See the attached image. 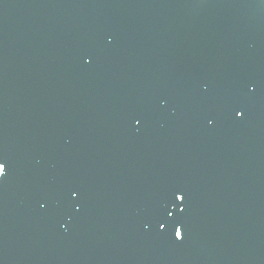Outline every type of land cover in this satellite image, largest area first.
<instances>
[{
  "label": "water",
  "instance_id": "95a60500",
  "mask_svg": "<svg viewBox=\"0 0 264 264\" xmlns=\"http://www.w3.org/2000/svg\"><path fill=\"white\" fill-rule=\"evenodd\" d=\"M0 164V264H264V0H0Z\"/></svg>",
  "mask_w": 264,
  "mask_h": 264
},
{
  "label": "snow or ice",
  "instance_id": "6c2138e0",
  "mask_svg": "<svg viewBox=\"0 0 264 264\" xmlns=\"http://www.w3.org/2000/svg\"><path fill=\"white\" fill-rule=\"evenodd\" d=\"M0 168H4V166L2 164H0ZM175 235L179 236L180 235L179 231L176 230Z\"/></svg>",
  "mask_w": 264,
  "mask_h": 264
}]
</instances>
